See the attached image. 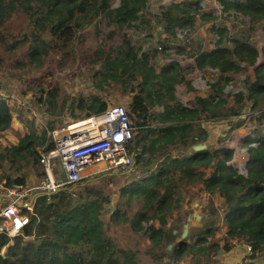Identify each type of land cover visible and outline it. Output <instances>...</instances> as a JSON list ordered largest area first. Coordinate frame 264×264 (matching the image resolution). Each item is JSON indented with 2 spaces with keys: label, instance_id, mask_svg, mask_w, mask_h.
I'll list each match as a JSON object with an SVG mask.
<instances>
[{
  "label": "trees",
  "instance_id": "1",
  "mask_svg": "<svg viewBox=\"0 0 264 264\" xmlns=\"http://www.w3.org/2000/svg\"><path fill=\"white\" fill-rule=\"evenodd\" d=\"M149 2L0 0V78H22L40 94L36 104L46 119L38 128L23 118L27 131L18 143H0V181L13 187L26 185L33 174L42 176L40 155L54 147L50 131L64 122L66 111L72 117L102 113L116 90L131 97L127 108L134 128V169L36 193L31 209L24 208L29 223L16 235L0 233V264H224L219 255L235 242L252 249L240 264H259L256 252L264 249V61L257 62L264 43L260 50L251 38L264 34V0H221L225 10L249 16L248 28L239 35H231L201 0L173 1L158 13L151 12ZM198 14L211 22L217 40L213 49L176 43V29L194 27ZM155 18L178 46V56L189 55L195 68L216 71L205 96L177 61L159 69L151 63L150 57L169 53L171 46H156V51L136 46L128 28L143 34ZM90 31L97 39L92 45L86 43ZM21 49L22 56L14 58ZM5 54H11L7 64ZM76 76L89 83V94L64 89ZM240 83L242 89L227 91L228 85ZM189 92L194 94L185 101ZM12 121V106L1 100L0 133ZM215 123L221 125L217 135L210 130ZM243 127L250 130L243 141L249 155L246 173L231 162L233 149L226 147ZM208 167L213 168L209 175ZM180 182L205 192L201 222L185 236L176 199ZM114 193L118 198L105 219ZM215 193L224 198L222 205ZM125 229L132 239L121 236Z\"/></svg>",
  "mask_w": 264,
  "mask_h": 264
},
{
  "label": "built area",
  "instance_id": "2",
  "mask_svg": "<svg viewBox=\"0 0 264 264\" xmlns=\"http://www.w3.org/2000/svg\"><path fill=\"white\" fill-rule=\"evenodd\" d=\"M211 2L214 3V12L218 19L221 16L228 17V20L239 17L245 21L244 25L248 24L249 16L231 10L226 12L223 3L219 0H201L200 4L207 10ZM193 34L192 28L176 29L177 40L183 45L188 46L193 42ZM230 34H233L232 31ZM143 35L145 36L146 32ZM157 48L163 50L162 45ZM168 52L178 57L172 48L168 49ZM201 80L207 84L214 78L212 74L206 72L201 75ZM235 90L232 85H228V92ZM13 97L14 95L0 84V101L6 99L10 103L15 101L11 100ZM50 134L54 147L43 151L39 159L43 171L42 178L31 186L15 185L10 189L12 192L9 193L8 203L0 206V233L7 231L11 235H16L29 223L24 208L31 209L30 199L36 193H52L67 185L81 183L87 176L86 170L99 163H105L103 170L122 171L134 167V153L131 151L134 128L128 116V108L123 104L112 103L102 113H85L83 117L65 120L62 124L55 125ZM262 135H264V122ZM254 144L258 145L259 142ZM241 149L243 154L236 165L241 172L246 173L249 155L246 147ZM56 161H60L62 165L63 176L55 171Z\"/></svg>",
  "mask_w": 264,
  "mask_h": 264
},
{
  "label": "rangeland",
  "instance_id": "3",
  "mask_svg": "<svg viewBox=\"0 0 264 264\" xmlns=\"http://www.w3.org/2000/svg\"><path fill=\"white\" fill-rule=\"evenodd\" d=\"M163 1V2H162ZM181 1V0H179ZM186 1H192V0H186ZM162 2V3H161ZM170 3H172L171 0H150L149 2V9L151 10V12L153 13H158L161 12L162 9H160V7H165L167 5H169ZM214 3L211 2L210 5L208 6L206 11H212L214 13L215 11V7L213 5ZM229 25L228 27L230 28V31H232V33L239 35L241 32L244 31V29H246L245 27L242 28L239 25H234L231 20L229 22H226L225 19H218V22H224ZM211 22L209 20H205L203 21V19L201 17H199L198 14V18L197 21L195 23L194 27H191L194 31V34L192 36V39H194V43L198 44L199 47L198 48H204L205 45H208V47L210 48V46H214V44H216L215 38L216 35L213 34V32L211 31ZM260 28V27H259ZM16 30H19V27H16ZM92 30V29H90ZM128 30L130 31V33L133 36V39L136 42V46L139 48H143V49H149L156 51L155 47L162 45V46H171L172 50H174L175 48L177 49V45H174L173 42L169 41L172 38L168 37L166 32L162 31L161 26H160V22L158 21L157 18L154 19L153 25L150 28H144L143 31H146L147 34L144 36L143 34H141V31L135 30L134 28H128ZM176 35V33H175ZM177 35H176V38ZM214 39V41H213ZM88 40V41H87ZM86 40V43L88 45H92L95 43V41H97V39H95V35L93 34L92 31L88 32V39ZM251 41L254 42L256 44H259L261 47L263 46L262 44L264 43V34L261 33V31H259L256 35H254L251 38ZM179 44V46H185L183 44H181L178 40L177 42ZM193 43H191L190 45H192ZM188 45V46H190ZM263 48V47H262ZM25 49H21L20 51L16 52L13 54L14 58H18L22 56V52H24ZM159 52V51H158ZM2 53V50H0V55ZM161 53V52H159ZM174 55L175 52H173ZM11 54H5L6 57V64L9 60ZM160 57H164V53L158 54L157 57H155V59H150L151 63L154 64L157 67L161 66V61H160ZM179 59H185V65L188 66V61H191V58L189 55L185 56V55H180L178 56ZM156 60V61H155ZM69 68L66 70L68 71ZM29 78H33V75L29 76ZM80 78L79 77H75L73 81H67L65 83L64 89H66L67 91H72L75 95H77L78 93H80L81 91H83L86 94H89L90 90V85L89 83L87 84L85 81L80 80L82 82H79ZM0 84L2 87H4L6 89V91L10 92V94H13L14 97L11 98V100H15L10 102L12 108H13V112H15V114L18 115L17 111H15L14 109H18L19 111V118L22 121V119L25 117L28 120H33L36 124V126L38 128H42L45 125V121L43 117H42V107L38 106L36 104V99H38L37 97L40 94L35 95L34 92L32 90H30L28 87L29 85H25V83L23 82L22 78L19 80H14V79H7V78H0ZM109 101L111 103H115V104H123L125 106H127V103L129 101V96L128 95H123L119 90L113 92L110 97L108 98ZM10 100V101H11ZM44 115V114H43ZM84 115H81V117H83ZM64 120L70 119V118H76V117H72L70 111H66L65 116H64ZM44 121V122H43ZM24 125V123H23ZM23 127V131H26V126H22ZM216 129V128H214ZM248 129V128H247ZM248 131V130H247ZM250 132V130H249ZM58 166V169H60L61 175L63 176V171H62V165L60 163V161H56L55 166ZM105 167V163H99L96 165H93L91 167H89L86 170L87 176L88 177H98L101 176L102 174L105 173H109V172H119V171H112V170H103ZM134 169V167L132 168ZM55 171L57 172V167H55ZM86 176V177H87ZM85 177V178H86ZM84 178V179H85ZM0 184L7 187L5 184V180L0 181ZM181 184V182H180ZM9 189H7V194L11 193L12 190H10L12 187H8ZM203 191L198 189L197 185H192V187H187L186 190H184L183 187H181V192L179 194V199L181 201L182 205H187V204H191L192 202H194L195 200H197L198 196H203ZM189 197H190V201H189ZM118 198V194H113L112 195V201L111 203L108 205V209L104 214L105 219H107L109 217L110 214V210H112L115 206V202ZM215 200L218 199V196L216 195ZM219 202H221V200H219ZM172 219H170L169 221L171 222ZM121 236L122 237H126L129 239H132V235L129 233L128 229L123 230V232H121ZM31 245V244H29ZM25 249V248H24ZM27 250V248H26ZM29 250V249H28Z\"/></svg>",
  "mask_w": 264,
  "mask_h": 264
},
{
  "label": "crops",
  "instance_id": "4",
  "mask_svg": "<svg viewBox=\"0 0 264 264\" xmlns=\"http://www.w3.org/2000/svg\"><path fill=\"white\" fill-rule=\"evenodd\" d=\"M219 1L221 2V0H219ZM230 1H235V0H230ZM230 10L231 11H235V9H228V10H225V11L227 12V11H230ZM238 13H240V12H238ZM240 14H242V13H240ZM243 15H245V14H243ZM220 19H225L226 22L230 21V20H228V17H226V16H221ZM231 22L234 25H236V26L240 24V27H242V28L245 27L246 29L248 28V24L244 25L245 21H243L239 17H237L234 20H231ZM232 35H236V34L234 33ZM193 41H194V39H193ZM213 41H214V39H213ZM257 46L261 50V46L259 44H257ZM214 47H216V44H214V46H210V48L208 47V45H205V47L203 49L210 50V49H213ZM161 53H164V57H160L161 66L164 65V64H167L168 62H170L172 60L177 61L179 63V65L181 66L183 72L185 73L187 79H189L192 82V85L199 91L198 94L204 95V96L207 94L209 83H211V82H209L207 84L204 83L201 80V75L203 73L208 72V73L212 74L213 78L215 79L216 71L214 69L207 68L205 70H200L199 68H195L194 67L195 61H194L193 57L191 58V61H188L189 62L188 66H186L185 65V61H186L185 59H183V60L179 59L177 56H173L172 54H169L167 52H161ZM161 53H157V55L161 54ZM150 59H155V58L154 57L153 58L150 57ZM263 61H264V52L261 51V55L259 56L257 65L262 63ZM160 67H157V69H159ZM193 67H194V69L192 71H190V68H193ZM234 88L236 89L235 91H237L239 89H242L243 85L240 83L238 86H236ZM193 94H194L193 92L187 93L184 96L185 99H186L185 101L189 100L188 98H190ZM109 97L110 96L107 97L108 106L110 104H112L109 101V99H108ZM130 100H131V97L129 96L128 103L130 102ZM14 110L17 111L18 115L15 114V112H13V121H12V124H11L10 128L7 131H4V132L0 133V143L1 144H4V145L11 144V143L16 144V143H18L19 135L23 134V133H25L27 131V128H26V131H23L24 129H23L22 126H24L25 124L23 125V122L19 118V116H20L19 115V111L20 110H18V109H14ZM66 120H68V119L66 118ZM220 126H221L220 124L217 125L215 123V124L210 126V130H212L213 133L215 135H217L218 132H219V127ZM214 128H216V129H214ZM247 130L248 129L245 128V127L235 130L233 132L232 138L226 144V147L233 149V158H232L231 162H234L235 164H238L240 162L241 155L243 154V151L241 149V148L245 147L243 145V141L250 134L249 130L248 131ZM37 166H38V169L40 170V172L42 173L43 171H42V168L40 167V165L38 164ZM56 167H57V173L60 174L61 172H60V169H58L57 164H56ZM212 170H213L212 167H208L206 169L207 174L209 175L212 172ZM42 176L37 177L36 175L33 174V175L30 176V180L27 182V184L26 185H22V186L23 187L31 186L32 184L37 183L42 178ZM195 185H197V184H195ZM181 187H183L184 190L187 189V187L185 186V182H181L179 190L177 191V194H176L177 204L179 205V212L183 211L182 212L183 220H182V231L181 232H182V236H185L187 234L190 226L199 225L200 222H201V218H202V215H203V213L201 211V208H202V205H203L202 202L205 199V192H203L204 193L203 196H198L197 197L198 199L195 200L194 202H192L191 204L189 203L187 205H182L181 201L179 199V194L181 192ZM7 189H9V188L0 184V206H2L3 204L8 203V201H9L10 194H7V192H8ZM216 195L218 196V199L216 200L217 203L222 205L224 203V198L221 197L219 193H215L213 195V197L215 198ZM219 200H221V202H219ZM189 201H190V197H189ZM175 215H177V212H175ZM251 250H252L251 246L248 245L247 243L235 242L231 250L225 251L221 255H219V259L224 264H240L245 257H247V256H249L251 254V252H252ZM256 254H257L256 255L257 256L256 262H258L259 264L260 263H264V249L257 250Z\"/></svg>",
  "mask_w": 264,
  "mask_h": 264
},
{
  "label": "water",
  "instance_id": "5",
  "mask_svg": "<svg viewBox=\"0 0 264 264\" xmlns=\"http://www.w3.org/2000/svg\"><path fill=\"white\" fill-rule=\"evenodd\" d=\"M30 203H32V201Z\"/></svg>",
  "mask_w": 264,
  "mask_h": 264
}]
</instances>
